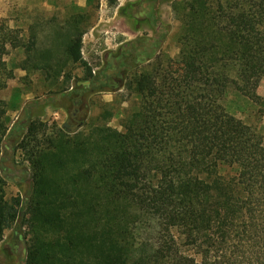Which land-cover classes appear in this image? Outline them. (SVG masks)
Segmentation results:
<instances>
[{"label":"trees","instance_id":"obj_1","mask_svg":"<svg viewBox=\"0 0 264 264\" xmlns=\"http://www.w3.org/2000/svg\"><path fill=\"white\" fill-rule=\"evenodd\" d=\"M195 1L176 59L128 76L140 101L122 131L71 137L55 123L27 126L18 146L33 183L26 264H264V139L224 106L231 89L264 105V0ZM87 19L71 20L62 62L91 76L82 56L88 27H78ZM35 46V35L23 42L0 19V91L14 79L9 49L23 51L26 73L53 69L35 66ZM5 118L0 100V161ZM5 187L0 174V242L16 218ZM99 213L108 233L91 226Z\"/></svg>","mask_w":264,"mask_h":264},{"label":"rangeland","instance_id":"obj_2","mask_svg":"<svg viewBox=\"0 0 264 264\" xmlns=\"http://www.w3.org/2000/svg\"><path fill=\"white\" fill-rule=\"evenodd\" d=\"M192 2L198 5L195 0H0V19L8 22L20 40L27 42L30 34L35 35V66L47 63L53 67L22 71L19 64L25 55L21 49H9L4 59L14 79L0 91L8 127L0 174L16 218L3 233L0 264H26L33 239L27 213L33 190L31 167L18 147L26 141L27 126L34 121L48 126L55 123L71 137H89L102 126L122 131L121 124L140 101L134 90L128 89V76L176 59L186 7ZM81 16L88 17L78 27H88L82 38V56L91 76L79 66L62 62L64 45L74 31L71 20ZM257 93L264 98V79ZM224 106L264 139V118L259 114L264 105H256L231 89ZM217 174L232 177L235 169L219 167ZM106 222L101 213L90 220L95 231L108 233Z\"/></svg>","mask_w":264,"mask_h":264}]
</instances>
